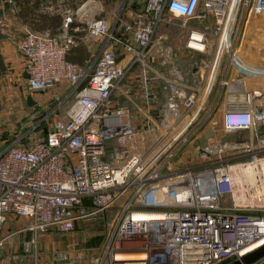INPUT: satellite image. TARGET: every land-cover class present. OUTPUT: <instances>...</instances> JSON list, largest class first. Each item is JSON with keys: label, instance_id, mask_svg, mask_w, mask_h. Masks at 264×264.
Instances as JSON below:
<instances>
[{"label": "built area", "instance_id": "2783aa9c", "mask_svg": "<svg viewBox=\"0 0 264 264\" xmlns=\"http://www.w3.org/2000/svg\"><path fill=\"white\" fill-rule=\"evenodd\" d=\"M4 2L13 5L12 0H0ZM130 3L134 7L129 13L131 23H124L120 15L113 23L108 15L93 18L89 12L81 11V5L66 10L56 33L33 31L21 25L14 11L3 10L0 15V33L16 43L24 59L28 92L43 93L62 83L75 91L66 116L54 128L29 145L11 144L0 151V230L7 217L23 218V224L13 225L11 232L30 233L21 249L31 253L39 235L49 228L67 231L76 220L109 207L127 191L131 195L121 208L103 264H228L264 243V208L236 199L235 195L249 194L255 187L246 180L241 184L233 181L236 174L232 175L228 161L234 158H226V149L220 148L216 158L207 162L205 156L213 146H197L206 161L204 165L174 168L179 145L187 141L185 133L200 117L201 106L194 105V90H184L183 77L176 66H170L167 72L156 68V60L168 63L169 56H175L170 46L162 44L166 36L155 34L159 25L177 18L186 29L180 51L206 53L213 47L206 92L211 90L224 53L230 56L244 84L247 75H264V66H246L232 47L231 33L240 11L246 8L248 17L264 13V0ZM188 22L194 24L187 26ZM114 27L121 30V36L128 34L126 42L120 34L116 38ZM227 28L228 43L222 42ZM17 32L22 34L15 38ZM97 42L102 44L93 59L77 63L66 58L71 47ZM137 64L144 83L134 112L129 110L126 90L122 93L120 84ZM150 78L163 82L165 107L156 114L152 102L157 96L148 83ZM263 90L258 95L264 94ZM254 92L246 91L243 103L224 109L223 132L258 131L264 127V105L252 104ZM182 119L184 122L174 131ZM149 134L153 135L151 142L159 146L147 156L131 150L118 151L119 145L135 135L144 138ZM107 143L114 145L109 156ZM257 144L264 150V135ZM246 148V152L252 151V147ZM250 155L251 162L264 161V153ZM119 156L125 157L116 162ZM146 212H159L160 216L134 215ZM3 240L0 237V244ZM130 247L143 256H119ZM245 264H264V254Z\"/></svg>", "mask_w": 264, "mask_h": 264}, {"label": "rangeland", "instance_id": "374dc122", "mask_svg": "<svg viewBox=\"0 0 264 264\" xmlns=\"http://www.w3.org/2000/svg\"><path fill=\"white\" fill-rule=\"evenodd\" d=\"M81 2L82 0H80V6L84 3L81 11L84 12L85 10L86 12H90L93 18L106 14L111 18V23H113L120 15L124 23H131L132 21L130 20L131 15H129L128 12L131 5L130 0H126L125 4L124 0H93L87 4H85V1ZM189 25H192V22H188L187 26ZM209 25L214 29L215 24L213 20H211ZM116 31L122 33L118 27H115V32ZM185 31L186 29L183 26L182 20L174 18L159 25L155 36L158 34H167L166 44L171 45V47L175 49L176 46L180 48L184 45ZM21 34L22 32H17L15 38ZM127 38L128 34L121 36V39L125 42ZM231 43L240 59H242L248 67H263L264 13L256 15L250 14L248 17L247 9L243 8L238 14L231 33ZM6 44L14 53H17L16 43L14 41L7 40ZM101 44L102 43L97 42L95 52L90 56L91 59H93L98 52L96 47L98 48ZM203 56H208V53L206 55L203 53ZM229 57L228 53H224L220 61V66L223 65V62L229 61ZM5 64V68L0 70L2 73V75H0V151L11 144L29 145L41 137L45 133V129L54 128L66 116L67 110L71 106L75 96V91L66 83L53 87L46 92L31 95L25 86L23 78L17 74L18 72L16 70L10 68L9 61L4 63V65ZM28 94L36 101L32 106L26 103ZM207 115H210V117L207 118L208 120L210 119L208 123L213 124L214 129L217 130L215 133L218 135L223 134L222 136L226 137V139H233L237 136L236 138L241 140H247L251 137L247 131L226 135L221 130V117L219 114L208 111L206 116ZM195 130V128L188 129L185 135L189 138ZM152 136V134H149L142 138L140 135H135L132 140H129L123 145H119L118 151L131 150L140 152L143 156H147L152 150L159 146L157 143L151 142L152 140L150 138ZM187 144V141L180 144L179 151L188 148L190 144ZM196 145L198 144H194V146ZM113 146L112 143L106 144V154L108 156ZM205 146L206 145L203 144V147ZM256 146L257 149L255 150L259 151L260 146L258 147L257 144ZM179 151L174 161H177L178 158L181 157ZM241 154H235L237 158L228 161L232 166V175H237L234 176L236 184L246 180L247 183L253 185L255 189H252V192L249 194L241 192L237 197L235 195V197L241 202L247 201L255 206H262V208H264V190L258 186L260 185L261 179V183L264 185V173L257 169L258 178L256 174H252L253 176H246L252 172V170L253 173H255V161L251 162V155L239 157ZM124 157L125 156L121 159L119 156L116 162H121ZM229 157L230 156L226 158ZM182 158L183 160L181 163L175 165L179 169L186 168L182 166L183 163H186L184 157ZM214 159L215 158H213V160ZM245 161L251 163L242 166L243 168L240 165H236L237 163ZM197 162L198 163L195 165L201 166L206 161L199 160ZM260 162L264 161H259V163ZM249 167L251 169L253 167L254 169L251 170ZM243 183L245 184V182ZM260 190L262 192L261 194ZM130 195L131 193L127 191L119 195L112 201L109 207L76 220L72 228L67 231H61L55 227L49 228L46 232L39 235V242L32 248L31 253H23L21 249L22 241L28 237L30 233L27 231L11 232L14 228L12 226L22 225L24 219L11 216L7 217V222L3 224L0 230V237L4 238L3 243L0 244V264H103V257L105 251L110 247V241L112 240L122 210L121 208L126 198L130 197Z\"/></svg>", "mask_w": 264, "mask_h": 264}, {"label": "crops", "instance_id": "0c3cea01", "mask_svg": "<svg viewBox=\"0 0 264 264\" xmlns=\"http://www.w3.org/2000/svg\"><path fill=\"white\" fill-rule=\"evenodd\" d=\"M84 1L85 4H87L93 0H82V2ZM81 5L84 6V3ZM79 6H80V0H44L43 3L40 4L39 8H37L36 13L58 15L62 17L65 14L66 10L68 9L73 10ZM0 8L7 13H13L14 11L16 15V7L14 4L13 5L9 4V7L4 9L3 4L0 3ZM133 8L134 7L131 3L128 12L131 13ZM89 14L91 15L90 12ZM19 22L21 23V25L27 26L23 24L20 20ZM61 22L62 20H60L59 27L57 26L53 30L58 31L61 26ZM209 22H211L210 19ZM193 24L194 22H192V25ZM119 34L120 32L115 33L116 38H120ZM163 35H165L166 38L162 41V44L170 46L172 52H174L173 56L175 57L172 58L170 55L169 57L171 59L167 60L168 63L167 62L160 63L158 62V60H156V63H154L156 68H158V70L161 72H167L170 66L172 65L176 66L179 69L180 73L182 74L183 82L185 84L184 90L187 93H190L191 91L194 90L196 92V99L194 105L197 106L200 104L201 106L200 117L196 120V122H194V125L189 127V129H193V128L196 129L195 132H193L192 134L193 136L191 135L189 138L187 137V139L189 140V141L187 140V142L190 145L188 148H184L183 151H179L181 157L179 156L180 158H178L177 161L173 160L174 168L175 169L177 168L175 166L176 164L181 163V161L183 160L182 157H184V159L186 160V163L182 164L183 167L186 168L199 167L200 165H195V164L198 163L197 161L203 160L204 156L202 157L201 154L199 155L200 151H198V149L196 148L198 146L200 147V149H203V144L205 145L211 144L213 146L212 148L213 150L210 153L206 154L205 156V160L207 161L216 158L217 151L220 148L226 149V151H224L226 157L232 156V158H235L236 157L235 154H239V153L240 154L242 153L241 155H239V157L240 156L242 157L243 154L250 155L252 152H256L257 154L262 155L264 153L263 148L261 149V147H259V151H256L255 149H257L256 144L259 143L260 137L264 135V127L259 128L258 131L243 129V130L233 131L230 133L223 132L226 135H230L236 132L247 131L251 136L247 140L238 139L236 138L237 136L233 139L232 138L226 139V137L222 136L223 134L218 135L217 133H215L217 130L214 129L213 124L208 123L210 119L208 120L207 118L210 117V115L206 116V114L208 111H210L215 114L218 113L219 116L222 117V112L224 111L225 108L237 106V104L243 103L246 98V91L251 92L252 90L255 91L254 96H252V104L255 107L263 106L264 94L261 92L262 95H258V93L260 90L264 88V75H254V76L247 75V77L243 80L244 84H242L240 79L242 75L237 71V67L235 66V64L228 59L229 61L223 62L222 63L223 65L221 66L219 65V68L214 77V82L211 87V90L209 92H206V86L210 80V67H211V60L213 55L212 52L213 47L211 50L205 53V55L208 53V56L205 57L203 56V53L196 51H189L187 49H183L182 51H180V49L183 48V46H181L180 48L176 46L175 49L172 48L171 45L166 44L168 37L167 34H163ZM7 40L9 39H0V56L2 58V62L4 64L7 61H9V66H11L10 68L16 70L18 72L17 74L23 78L25 83L26 72L24 70V59L17 52V49H16L17 53H14V51L8 47V45L6 44ZM111 43H114V41ZM95 46H96L95 44L87 47L85 46L87 52L89 53L88 58L92 55L93 52H95ZM115 46L119 49V51L122 50V48L119 47L117 42ZM177 54H181V55H177ZM245 65L247 66V64ZM5 66L6 64L4 65V67ZM0 75H2V73ZM150 77H152V73H150ZM142 78L143 76L140 73V67L137 64L131 70L127 71L125 80L122 81L120 84V91L123 93L124 89L126 90L124 94L125 97L127 98V104L130 111L135 112L136 105L139 102V89L144 83ZM223 81H226L227 85L223 84ZM148 83L152 87L151 88L152 91L157 96V100L152 102V111L154 112V114H156L159 113L165 107L164 91L162 89L163 82L158 78H150L148 80ZM185 119H182L179 125H176L174 127V131L184 122ZM194 144H198V145L194 146ZM246 147L249 148L252 147L251 153H245L247 149ZM133 249L134 248L131 247L128 248L126 253L137 252L136 250Z\"/></svg>", "mask_w": 264, "mask_h": 264}, {"label": "trees", "instance_id": "16d2710c", "mask_svg": "<svg viewBox=\"0 0 264 264\" xmlns=\"http://www.w3.org/2000/svg\"><path fill=\"white\" fill-rule=\"evenodd\" d=\"M44 0H12L16 7V16L23 24L27 25L31 30L43 31L51 30L52 33L57 31L53 30L55 27H59L61 16L48 15L36 13L37 8ZM89 53L83 44H78L71 47L67 52L66 58L72 62L83 63L88 58ZM4 64L0 56V70L4 69ZM1 74V71H0Z\"/></svg>", "mask_w": 264, "mask_h": 264}, {"label": "water", "instance_id": "95a60500", "mask_svg": "<svg viewBox=\"0 0 264 264\" xmlns=\"http://www.w3.org/2000/svg\"><path fill=\"white\" fill-rule=\"evenodd\" d=\"M126 0H124V4H125ZM9 7V3L4 2L3 3V8L6 9ZM3 9L0 8V15L2 14ZM7 35L6 34H2L0 33V39H6ZM187 52V51H186ZM25 77L27 78L28 75L25 74ZM35 100L33 99V97L28 94L27 98H26V103L29 106H32L35 104ZM47 129H45L46 132ZM264 254V243H262L261 245L255 247L254 249L246 252L245 254H243L242 256H240L239 258L233 260L232 262L228 263V264H245V263H249L251 261H253L254 259H256L257 257L261 256Z\"/></svg>", "mask_w": 264, "mask_h": 264}, {"label": "bare ground", "instance_id": "6f19581e", "mask_svg": "<svg viewBox=\"0 0 264 264\" xmlns=\"http://www.w3.org/2000/svg\"><path fill=\"white\" fill-rule=\"evenodd\" d=\"M228 26L230 27V24H228ZM224 41H226V43H228V28H227V30L226 31H224V33H223V38H222V42H224ZM216 65V64H215ZM246 164H250V163H246ZM246 164H243V165H240L241 167L242 166H245ZM254 167L256 168V169H254L253 167H252V169H254V171H255V173H253V170H252V172H250L249 174H247L246 176H253L252 174H258V172H257V169H258V171H260V172H262V173H264V162H260L259 163V161L258 162H255V164H254ZM243 168V167H242ZM246 168V167H245ZM248 168V167H247ZM241 169V168H240ZM249 169V170H250ZM239 171H241V170H239ZM245 172V171H244ZM242 173V172H241ZM237 176V175H236ZM259 176L257 175V178H258ZM247 178H249V177H247ZM233 181L235 182L236 180H235V177H233ZM257 181V180H256ZM260 181H262V179L260 180ZM236 183V182H235ZM250 183V182H249ZM259 183V182H258ZM260 185H263L261 182L259 183ZM258 188V187H257ZM260 188H262L263 190H264V185L263 186H260ZM261 189V190H262ZM261 190H260V194L262 193L261 192ZM263 193H264V191H263ZM246 194V193H245ZM238 195H236V197H237ZM241 196V195H240ZM248 197V196H247ZM246 198V197H245ZM251 198V197H250ZM244 199V198H243ZM244 201V200H243ZM134 215H143V216H160V213L159 212H149V213H134ZM264 238V236L262 237V239ZM257 242H259V240L257 241ZM119 256H124V257H139V256H143V253L142 252H135V253H121V254H119Z\"/></svg>", "mask_w": 264, "mask_h": 264}]
</instances>
